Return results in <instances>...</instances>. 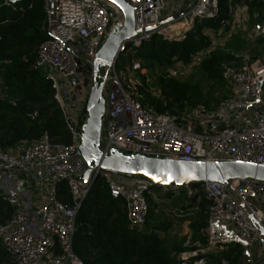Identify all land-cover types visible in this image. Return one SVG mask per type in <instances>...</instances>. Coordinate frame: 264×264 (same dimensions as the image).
Wrapping results in <instances>:
<instances>
[{
    "label": "built area",
    "instance_id": "1",
    "mask_svg": "<svg viewBox=\"0 0 264 264\" xmlns=\"http://www.w3.org/2000/svg\"><path fill=\"white\" fill-rule=\"evenodd\" d=\"M125 1L133 7L136 33L128 44H120L114 61L100 67L95 77L98 84L103 82L102 96L105 91L99 143L103 155L119 151L185 161L264 164V61L235 54L242 66L222 65L230 96L215 109L185 107L178 115L142 105L132 90V75L116 67L124 58L126 71H140L134 58L137 48L154 35L181 41L196 20L218 15V0ZM42 9V30L48 37L38 45L30 69L42 71L49 79L68 140L45 131L38 138L0 146V197L11 209L0 222V247L6 252L1 264H83L73 248L75 216L96 173L113 198L124 200L131 229L143 227L150 202L158 206L184 192L192 207L174 212L190 217L201 201L193 183L153 185L147 177L114 169L94 168L82 180L88 166L80 143L94 85V63L109 32L123 23V14L108 0H42ZM244 9V0H228L230 18L223 26L236 21ZM181 10L185 13L159 25ZM254 37L264 39L263 24L256 27ZM32 107L27 113L31 121L38 117V105ZM236 108H242L240 117L233 114ZM63 182L70 200L60 193ZM198 185L208 201L202 229L205 242L187 230L174 264H213L214 259L217 264H229L224 252L231 242L240 245V264H263L264 180L233 178ZM254 246L261 249L257 258L252 257Z\"/></svg>",
    "mask_w": 264,
    "mask_h": 264
},
{
    "label": "trees",
    "instance_id": "2",
    "mask_svg": "<svg viewBox=\"0 0 264 264\" xmlns=\"http://www.w3.org/2000/svg\"><path fill=\"white\" fill-rule=\"evenodd\" d=\"M244 3L250 15H255L256 20H262L258 25H264V0H244ZM229 18L228 0H218L216 17L196 20L194 27L187 31L181 41H168L154 35L137 48L135 59L158 65H170L173 60L188 62L198 52L210 49V40L204 28L209 27L215 31L228 28L222 22ZM43 22L42 0H23L20 3L0 0L1 147L12 146L20 140L38 138L45 131L50 136L61 135L63 140H68L49 79L42 71L30 69L38 45L48 37L42 30ZM257 40L264 44V39ZM235 54L239 53L219 46L213 47L200 61L199 68L212 82L226 85L227 82L222 78V65L232 63L236 67L242 66L241 57ZM140 78L145 81L144 75H140ZM159 90V95H153L139 88L136 97L142 105L156 112L178 115L185 107L192 108L200 103L207 106L212 103L215 109L231 94L229 86L227 96L215 98L203 94L198 84L174 79H159ZM34 104L38 105V117L31 121L27 113ZM60 193L70 200L64 182L61 183ZM123 204L124 200L113 198L97 177L75 216L73 248L83 264H174L182 243L170 244V241L158 234L159 229L167 231L171 222L168 225L163 222L152 224L156 219L154 213L157 206L150 202L143 227L131 229ZM207 204L202 192L198 209L189 217L192 237L201 243L205 242L202 229L206 224ZM10 213V207L0 197V222L8 218ZM241 252L240 245L231 242L224 256L228 258L229 264H240ZM5 258L6 252L0 247V261ZM212 261L217 264L216 259Z\"/></svg>",
    "mask_w": 264,
    "mask_h": 264
},
{
    "label": "water",
    "instance_id": "3",
    "mask_svg": "<svg viewBox=\"0 0 264 264\" xmlns=\"http://www.w3.org/2000/svg\"><path fill=\"white\" fill-rule=\"evenodd\" d=\"M8 1L20 3L23 0ZM108 1L117 5L122 11L123 23L117 24L109 32L94 63V85L87 101L88 118L80 143V150L88 166L83 173L82 180L86 181L90 172L97 167L144 176L149 178L153 185H183L210 180L224 182L233 178L249 177L264 180V164L250 161H185L142 155H125L119 151H112L109 155H103L99 149V143L105 101L102 96L103 82L98 84L95 77L100 67L110 65L114 61L120 44L123 41L128 44V39L136 33L133 7L125 0ZM184 13L185 10H181L162 20L159 25L172 21ZM152 28L148 27V29ZM96 178L97 173L95 174ZM260 232L264 236L263 228L260 229Z\"/></svg>",
    "mask_w": 264,
    "mask_h": 264
},
{
    "label": "rangeland",
    "instance_id": "4",
    "mask_svg": "<svg viewBox=\"0 0 264 264\" xmlns=\"http://www.w3.org/2000/svg\"><path fill=\"white\" fill-rule=\"evenodd\" d=\"M254 16L255 15H250L248 6L246 5V9H244L242 12H239L237 20L233 21L228 28H221L215 31L213 29H210L209 27H205L204 33L210 40V49L219 46L239 54H248L252 61H264V44L262 43V41L257 40L258 38L254 37L256 27L258 23H262V20H256ZM206 51L198 52L197 54L192 56L188 62L173 60L170 65H158L157 63L139 60L140 67L142 68L140 71H126L124 64H126L127 61H125L124 58H122L124 61L118 62L116 67L119 71L123 70L125 71V74L129 75L130 73L132 75H129L132 78L131 86L132 90L136 94L138 93L139 88H141L153 95H159V79L164 81L168 79H174L185 83L198 84L203 94H210V96L213 95L215 98L222 99V97L227 96L229 93V84L226 83V85H220L212 82L206 77L205 74L202 73L199 68L200 61L207 54ZM82 72L84 71L82 70ZM140 75L145 76V81L141 80ZM1 83L2 82L0 79V91ZM103 96H105V91L103 93ZM191 107H202L207 111L213 109L212 103H210L209 106H207V104L205 103H200L199 105ZM241 109H233V114L240 117L242 112ZM192 188L194 189V191H196L198 188L199 194H202V189L199 188V185H196L194 183L192 184ZM192 204V200L185 197L184 192L172 198H168V201L165 203L161 202L156 207L154 213L156 219H154V221H152L151 223L153 224L157 222H163L165 223V225H168L169 222H171V224H169L167 231L159 229V236L166 238L168 241H170V244L173 242L182 243V236L187 230L190 231V219L189 216H176V213L178 211H176L175 213L174 210L175 208L176 210L191 208ZM251 252L252 257L257 258L261 252V249L254 246L251 248Z\"/></svg>",
    "mask_w": 264,
    "mask_h": 264
},
{
    "label": "crops",
    "instance_id": "5",
    "mask_svg": "<svg viewBox=\"0 0 264 264\" xmlns=\"http://www.w3.org/2000/svg\"><path fill=\"white\" fill-rule=\"evenodd\" d=\"M264 264V263H263Z\"/></svg>",
    "mask_w": 264,
    "mask_h": 264
}]
</instances>
